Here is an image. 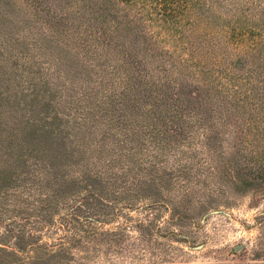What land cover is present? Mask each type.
Listing matches in <instances>:
<instances>
[{
  "label": "rangeland",
  "instance_id": "374dc122",
  "mask_svg": "<svg viewBox=\"0 0 264 264\" xmlns=\"http://www.w3.org/2000/svg\"><path fill=\"white\" fill-rule=\"evenodd\" d=\"M110 1L137 19L128 27L116 26V11L106 17L112 53L125 48L144 64L111 76L115 60L80 58L64 33L49 34L25 3L0 0V139H37L35 147L14 145L15 152L18 144L37 150L24 148L36 166L35 187L28 186L33 204L46 193L56 196L51 204L68 201L71 190L61 195L57 186L89 173L103 180L93 183L105 199L92 197L79 214L90 221H78L76 230L51 224L63 207L42 211L47 223L31 231L27 252L2 255L1 264H264V183H241L264 175V139H251L246 115L236 118L226 95L250 80L264 84V0H181L186 5L168 15L151 6L165 0ZM115 83L126 109L104 97ZM56 151L65 154L58 168L48 159ZM89 183L81 182L74 198ZM14 191H0L6 247L15 235L6 225L17 219Z\"/></svg>",
  "mask_w": 264,
  "mask_h": 264
},
{
  "label": "trees",
  "instance_id": "16d2710c",
  "mask_svg": "<svg viewBox=\"0 0 264 264\" xmlns=\"http://www.w3.org/2000/svg\"><path fill=\"white\" fill-rule=\"evenodd\" d=\"M20 1L22 3H25L27 7L31 8L33 14L36 17L43 19L42 23L45 25V29L46 31L49 32V34L50 32L52 33V31H62L66 37V40L70 41L74 45V48L78 49L79 53H77V55L80 58L81 56H84L87 59L90 58V56L91 57L98 56V57H102L103 60H107L108 62L115 60L117 64L112 65V67L108 66V74L110 76L113 73H117L118 70L120 69L126 72L127 64L134 66V68H136L137 70L138 67H140L141 65L144 66V64H142L141 61H138L140 59L132 58L131 56H129L128 53H125V48L122 51L123 55H120L119 53L116 52L112 53L116 51V48L114 47L112 48L108 43L111 37L107 35L109 33V28L105 24L106 17L109 14H112L113 11H116L115 14L116 26L124 23L126 26L131 27V25H136L135 23L137 22L136 16L135 15L131 16L129 13L123 11L119 6V4L112 3L110 0H54L50 5H48L45 0H20ZM116 1L122 4L125 3L132 4V0H116ZM182 3L186 5V2H183L181 0H165L157 8L155 7L154 4H151V6L153 10L157 11L156 13H159L160 15L161 14L164 15L165 12H167L168 14L169 13L175 14L176 8L180 7ZM142 6L143 7H141V9H137V11L140 12L143 10V8L145 9L144 4ZM166 7L167 10L164 9ZM50 39H54L53 35L52 36L50 35ZM184 62H186V67H189L190 64H192V62L189 59L185 60ZM102 67H106V66L102 65ZM179 69L181 74L182 69L185 68L183 65H180L178 70ZM145 72L148 75V77L152 76V74L149 73V71H145ZM245 76L247 77L244 79H248L252 75L246 74ZM160 80H163V78H157L156 82L161 84L162 82ZM48 87L46 90H48ZM108 88L106 89L109 91L107 92L106 90L104 91L107 93V95H105L104 97L109 98L108 101H111L115 104H122L123 105L121 106L122 109H126L127 107L125 105L127 104L123 99L124 97H122L121 95L122 93L117 92V89H120L118 85L116 83L110 84ZM226 95H228L227 100L229 107H231L234 111L237 112L236 118L241 119L242 118L241 114L246 115V118L243 119V121L246 122V124L244 125H246L247 128L251 126L253 128V131L255 132V135H253L252 132L250 133V137H252L251 139H264V118L260 116V113L264 109V84L258 87L257 84L255 85L253 80L252 81L250 80L247 82V84H244L242 87L236 86L234 88V92H232L231 95L228 94V92L226 93ZM174 97L175 99H178L177 94H174ZM53 98L54 96L47 99L50 102H52ZM120 99L121 101L118 102L117 100ZM200 100L201 99H199V101ZM185 102H187L186 104H188V100L187 101L185 100ZM104 110H105L104 113H106L107 109L105 108ZM93 116L94 115H91L90 119ZM248 120H253V123L252 124L247 123ZM254 120L258 121V124L255 123ZM122 122H125L123 115H122ZM169 122L174 124L175 131H181L182 125H180L178 121L177 123H175L174 121H169ZM160 125L163 126L162 124ZM153 126L154 125H150V128H153ZM241 132L244 133L248 131L243 130ZM16 143L34 144L35 147V144L37 143V139H34V137L33 139H18V140L0 139V191H3L5 188H8L10 190H15V189L17 190V192L14 191L12 193V196L9 199L10 201L9 203L12 204L13 207L11 212L12 214H16L13 215L14 216L13 218L17 217V219H11L9 220V223L6 224L8 228H11L12 230L15 231V235H13V242H11L8 247H6L5 244L0 243L1 244L0 264L2 260V255H4L5 258H9V257L17 258L18 254L20 253L25 254L27 252L26 248L27 246H29L27 240L32 238L31 231L41 230L42 227L41 225L47 223L44 214H41V212L44 210L48 211L50 210V208L58 207V206L63 207L62 209L64 210V213L59 215L58 221L51 222V224L57 230L59 228L76 230L77 227L74 224L77 223L78 221H84L89 223L90 220H88V218L90 217L84 215L83 219H80L79 214L81 211L87 210L86 205H88V202L92 199V197L95 194L98 195L97 193L98 191H96L93 181L97 182L99 185L103 183V180L99 179L97 176L93 177V175L89 173L90 176L83 175L82 177L81 176L82 174L80 173L81 175L79 177L72 178L71 179L72 181L70 180L71 182L70 181L67 182L63 180V184L65 185L63 190H62L63 186L57 184L58 185L57 188L59 187V189L61 190L60 193L61 195L67 194L68 191L65 192V190H71L70 192L72 194L70 195L71 197L70 199H68V201H62L63 199L59 201L58 199L59 202L56 201L51 204L49 202L52 199L55 200L56 196L48 195L46 193L45 195H39L37 198L40 201L36 202V204H33L32 198L29 195L28 186L29 185L34 186L33 181H31L33 178L31 171H33V169L36 166L35 164L30 163V155L32 153L31 152L27 153L24 148L28 149L29 151H37V150L24 147V145L20 146L18 144V148L21 151L15 152L14 145ZM59 153L56 151L54 154L49 155L48 159L50 158L52 160L51 167L58 168L57 166L59 165V162H61V159L65 156V154H59ZM217 154H218L217 156H219L220 152ZM70 157L73 158L72 155ZM245 158L246 157L242 158L243 162L245 161ZM72 163L73 162H68V163H64L63 165L72 164ZM6 170L9 171L6 172ZM87 180H90L91 183H89V185L87 186L86 185L84 186L86 188L84 189V194L74 198L75 188H79L81 182H86ZM241 181H242L241 183H243V186L245 187L258 186L264 183V175L258 173L254 175V177L252 178H248ZM6 182L10 184L7 185ZM2 197H3L1 198L2 200H6L7 196L4 195L3 193ZM98 200L101 201L105 199H103L102 196L98 195ZM39 202L41 203L40 205ZM42 202H46V203H42ZM58 214L59 213H55L54 216ZM4 236L5 238H7L9 236V233L6 231V234ZM59 244L61 245L59 250L64 252L67 248L66 244L62 241H60ZM9 264H14V263H9Z\"/></svg>",
  "mask_w": 264,
  "mask_h": 264
},
{
  "label": "water",
  "instance_id": "95a60500",
  "mask_svg": "<svg viewBox=\"0 0 264 264\" xmlns=\"http://www.w3.org/2000/svg\"><path fill=\"white\" fill-rule=\"evenodd\" d=\"M239 249H240V247H239V246L235 247V251H238Z\"/></svg>",
  "mask_w": 264,
  "mask_h": 264
}]
</instances>
